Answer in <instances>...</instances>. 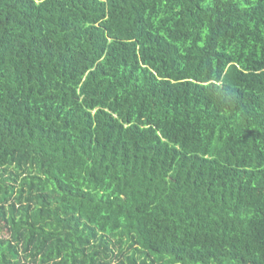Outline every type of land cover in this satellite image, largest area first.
<instances>
[{
  "label": "trees",
  "instance_id": "1",
  "mask_svg": "<svg viewBox=\"0 0 264 264\" xmlns=\"http://www.w3.org/2000/svg\"><path fill=\"white\" fill-rule=\"evenodd\" d=\"M0 264H264V0H0Z\"/></svg>",
  "mask_w": 264,
  "mask_h": 264
}]
</instances>
